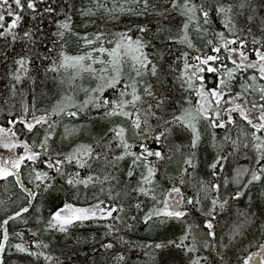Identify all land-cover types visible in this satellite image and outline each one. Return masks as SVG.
<instances>
[{
  "label": "snow or ice",
  "instance_id": "obj_1",
  "mask_svg": "<svg viewBox=\"0 0 264 264\" xmlns=\"http://www.w3.org/2000/svg\"><path fill=\"white\" fill-rule=\"evenodd\" d=\"M92 5L0 0V57L8 79V95L0 99V113L6 112L0 149L8 153L0 152V181L6 191L9 183L18 189L8 200L19 202L0 219V264H15L14 256L21 264H81L74 257L82 243L91 246L90 264H141L132 259L140 253L143 264H161L163 250L172 249L187 264H264V208L254 210L250 195L254 185L264 186V0ZM100 12L104 23L122 17L128 23L120 31L76 30L95 26L86 18ZM69 36L78 54L68 53ZM49 74L68 90L41 106L37 88ZM170 85L178 86L179 97ZM202 125L212 153L198 175ZM185 132L188 153L172 172L170 138ZM52 190L63 198L45 216ZM246 195L248 209H237L225 241L219 222ZM258 216L261 241L255 243L246 233ZM101 221L102 235L82 241L73 231ZM173 222L181 225L178 237L167 235ZM138 227L159 234V242L122 234ZM237 237L248 242L226 259ZM54 247L60 255L52 254Z\"/></svg>",
  "mask_w": 264,
  "mask_h": 264
},
{
  "label": "trees",
  "instance_id": "obj_2",
  "mask_svg": "<svg viewBox=\"0 0 264 264\" xmlns=\"http://www.w3.org/2000/svg\"><path fill=\"white\" fill-rule=\"evenodd\" d=\"M226 2H231V0H226ZM84 3L86 5L92 6V0H84ZM76 24H80V17H75ZM96 20V25L91 26L88 29H83L82 27H77V31H79L81 34H83L85 31L91 33L97 30V28H105L109 31H120L124 28V26L128 23V18L121 19L118 23H104L102 18H94ZM174 23H179V19L177 21H174ZM25 26H27V21H25ZM155 27V25H153ZM257 34H259L257 30ZM195 38V36L193 37ZM68 43L67 51L71 55H75L79 53V48L77 47L74 37H67L66 38ZM199 43V41H197ZM2 46H0V51H2ZM175 51V49H173ZM11 56L12 53H8L9 59L7 60V65L11 64ZM7 72V66L6 63L3 62V57H0V92L3 93V96H0V99H3L5 96L8 95L7 87H8V79L6 76ZM63 75V73H62ZM85 84H87V80L85 79ZM80 82L77 81V84ZM261 83H264V81H261ZM171 86V85H170ZM172 87V94L179 97L180 90L178 86H171ZM51 90V91H50ZM66 84L65 86H57L56 82H54L51 79V74H49V79L46 84H40L37 88V101L38 104L41 106L44 105H50L51 103H54L55 99L58 98V94L64 91H67ZM41 92L48 93L47 96H41L39 95ZM4 115H6V112L0 113V123H3ZM19 127V125H18ZM201 132H202V143L198 151V157L200 160V168L198 169V175L202 172V170L205 167V164L208 160L211 159V153L212 149L210 146V135L208 131H205L203 125L201 126ZM235 135V133H233ZM190 139V133H183V134H177L174 137L170 138V145L173 148L174 152V161L172 163V166L170 167V171L175 172L176 167L178 166V163L182 161L183 155L188 153V148L185 147V145L188 144ZM155 147V145H153ZM242 163H245L244 161H241ZM11 179V178H10ZM92 189L88 190V197L91 199L92 197ZM95 191H99L98 187L95 189ZM18 192V189L14 187L13 184L9 183L7 186V191L4 187V182L0 181V200L7 201V203L4 206H0V219H2L6 214H9L6 212V209L9 210H16L18 207L19 202L12 203V201L8 200V196L12 195V193ZM264 193V186L261 184H256L251 188L250 195L252 196V204L254 207V210H259L261 208H264V197L261 196V194ZM63 198V194L59 191L52 190L49 194L46 195V201L44 203L46 204L45 209V216H47V208L52 207L55 204H60ZM103 198V197H102ZM16 197L13 196V200H15ZM83 194L81 195V200H83ZM143 199V198H142ZM40 199L38 198V203H40ZM75 202V201H73ZM150 203L144 205V210L147 211L148 207H150ZM249 206V200L248 196L241 197V200L239 202L233 201L231 202L229 210L223 215L222 219L219 222V226L217 229L218 235H223L225 238V241H227V235L230 233L234 223L238 221L237 216V209L240 211H245L248 209ZM132 212H135V209H132ZM141 216L143 213L140 214ZM106 223L104 221L93 223V222H86L83 227L74 229V233L76 236L80 237L81 240L85 237L91 238L93 235H102L103 234V224ZM262 223V219L258 216L256 218V222L252 224L247 229L246 235L250 233L251 235H248V239H253L255 243H258L261 241L260 237V225ZM180 228L181 225L173 222L169 226V230L167 232L168 236H176L178 237L180 235ZM126 236V238L134 239L138 243H151L153 241L159 242L160 236L159 234H153L148 231H146L143 227H138L133 233H122ZM44 239H47V237H44ZM248 239L241 240L240 237H237L238 243L235 245V247L230 248L228 252L226 253V259H234V254L242 247V245L247 244ZM252 251L255 250V248L251 249ZM53 255H60V251L56 249L55 247L50 250ZM91 246L87 243L81 244V253L78 257H74V259H77L81 264L83 262H88L90 264V257L86 256L85 253H90ZM161 261V264H187V258L184 257L183 253L179 250L172 249V250H163L160 257H158ZM61 259H66L65 256L61 255ZM133 260H138L143 264V261L147 259L143 255V253H140L139 256L133 255ZM13 260L15 261V264H21V261L18 260L15 256L13 257ZM26 264V262H25ZM40 264H43V261H40ZM114 264V262H112Z\"/></svg>",
  "mask_w": 264,
  "mask_h": 264
},
{
  "label": "rangeland",
  "instance_id": "obj_3",
  "mask_svg": "<svg viewBox=\"0 0 264 264\" xmlns=\"http://www.w3.org/2000/svg\"><path fill=\"white\" fill-rule=\"evenodd\" d=\"M112 2H113V0H107V3H108V6H109V7L111 6ZM92 6L94 7V5H92ZM94 18H103V12L98 13V14H97V17L86 18V19H94ZM123 18H127V17H122L121 19H123ZM121 19H120V20H121ZM80 23H81V21H80ZM110 23H118V22H110ZM90 27H91V25H90L88 28H90ZM82 28H83V27H82ZM88 28H87V29H88ZM83 29H84V28H83ZM66 84H67V82H66ZM0 152H4L5 155H8V153L5 152L3 149H0Z\"/></svg>",
  "mask_w": 264,
  "mask_h": 264
},
{
  "label": "flooded vegetation",
  "instance_id": "obj_4",
  "mask_svg": "<svg viewBox=\"0 0 264 264\" xmlns=\"http://www.w3.org/2000/svg\"><path fill=\"white\" fill-rule=\"evenodd\" d=\"M257 249H255L254 251H256Z\"/></svg>",
  "mask_w": 264,
  "mask_h": 264
}]
</instances>
